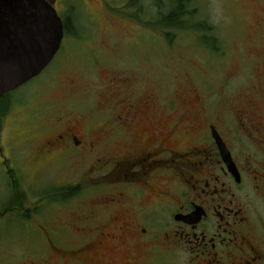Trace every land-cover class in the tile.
<instances>
[{
	"label": "rangeland",
	"instance_id": "1",
	"mask_svg": "<svg viewBox=\"0 0 264 264\" xmlns=\"http://www.w3.org/2000/svg\"><path fill=\"white\" fill-rule=\"evenodd\" d=\"M83 1L73 0L65 14L69 37L58 57L12 94L16 110L0 119L2 145L19 177L12 212L0 217V264H57L50 245L66 248L80 239L66 233L59 240L42 224L51 214L81 212L80 202L100 194L97 179L83 178L81 159L35 160L47 122L59 112L96 132L95 116L108 119L122 98L161 105L153 115L196 114L204 106L206 114L228 118L250 100L264 111V0H192L198 15L190 23L214 28L213 45L195 28L168 29L162 18L172 0ZM12 194L0 158L1 213Z\"/></svg>",
	"mask_w": 264,
	"mask_h": 264
},
{
	"label": "flooded vegetation",
	"instance_id": "2",
	"mask_svg": "<svg viewBox=\"0 0 264 264\" xmlns=\"http://www.w3.org/2000/svg\"><path fill=\"white\" fill-rule=\"evenodd\" d=\"M49 1L64 25L55 61L69 37L65 14L73 0ZM15 91L0 98V119L16 110ZM114 104L108 119L95 116L96 132L63 111L42 135L35 160L81 159L83 178L97 179L100 190L80 202L81 212L51 214L42 224L59 240L66 233L80 239L66 248L50 245L57 264H264V111L253 100L230 118L206 114L204 106L165 116L153 115L162 106L151 109L144 100ZM4 125L0 158L13 194L0 217L12 212L19 179L2 145Z\"/></svg>",
	"mask_w": 264,
	"mask_h": 264
},
{
	"label": "water",
	"instance_id": "3",
	"mask_svg": "<svg viewBox=\"0 0 264 264\" xmlns=\"http://www.w3.org/2000/svg\"><path fill=\"white\" fill-rule=\"evenodd\" d=\"M63 39L62 19L49 0H0V98L39 77ZM217 138L233 170L231 155Z\"/></svg>",
	"mask_w": 264,
	"mask_h": 264
},
{
	"label": "trees",
	"instance_id": "4",
	"mask_svg": "<svg viewBox=\"0 0 264 264\" xmlns=\"http://www.w3.org/2000/svg\"><path fill=\"white\" fill-rule=\"evenodd\" d=\"M191 1L192 0H172L171 2L172 5L168 13L164 15L162 19L165 20L164 22L166 23V26L170 30L174 28L185 29V28H190V27L191 29H194V28L197 29L201 33V35L203 36V39L207 42V44L212 43L213 45L216 42V39L214 37H209L208 33H210L209 31L213 32L214 28L208 27L200 22L195 25H192L190 23V20L194 18L195 15H198L196 8L191 9L192 8V6H190ZM69 30H70V26H69ZM170 35L172 36L171 33H166V36L168 38ZM74 190H75L74 188H69V190L67 191L65 190V191L69 192L68 194H71L73 191V194H74L76 191Z\"/></svg>",
	"mask_w": 264,
	"mask_h": 264
}]
</instances>
